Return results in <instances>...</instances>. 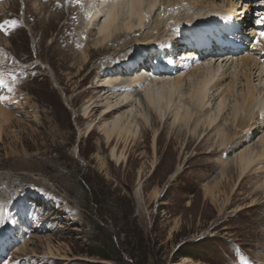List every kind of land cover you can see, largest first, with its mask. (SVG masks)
Segmentation results:
<instances>
[{
    "label": "rangeland",
    "instance_id": "374dc122",
    "mask_svg": "<svg viewBox=\"0 0 264 264\" xmlns=\"http://www.w3.org/2000/svg\"><path fill=\"white\" fill-rule=\"evenodd\" d=\"M93 1L79 0L78 18L84 27L66 13L58 23H49L45 14H36L34 0H11L10 8L0 13V23L18 21L17 26L6 24L0 30V73L6 72L9 85L14 82L11 88L21 89L6 106L19 104L0 141V217L8 219L2 218V225L19 220L22 230L47 229L35 233L45 235L41 243L30 246L35 254L13 252V258L18 264H264V195L257 193L263 175L256 168L241 179L240 174L225 172L228 182L222 183L221 195L212 202L204 185L220 173L219 160L235 151L220 156L222 150H215L219 142L214 143L207 123L157 120L153 129L145 127L128 142L127 160L119 164L111 159V148L100 151V145L106 146L101 124L91 133L87 126L98 121L101 110L90 120L82 114L83 104L96 91L91 86L98 70L90 73L99 64L116 61L108 58L121 55L123 44L136 38L120 39L99 51L90 49L91 61L81 72L75 54L83 48L71 43L70 36L74 27L80 32L87 29ZM64 3L67 6L69 0ZM244 30L249 34V26ZM237 33L227 39H237ZM119 45L124 47L119 50ZM246 47L239 40L225 43L235 55ZM148 72L153 73L150 67ZM5 92L1 85L0 95ZM182 99L193 107L187 97ZM155 130L159 135L154 152ZM139 181L142 198L136 195ZM49 236L59 251L51 257L46 250Z\"/></svg>",
    "mask_w": 264,
    "mask_h": 264
},
{
    "label": "bare ground",
    "instance_id": "6f19581e",
    "mask_svg": "<svg viewBox=\"0 0 264 264\" xmlns=\"http://www.w3.org/2000/svg\"><path fill=\"white\" fill-rule=\"evenodd\" d=\"M9 1L0 3V13L10 8ZM41 1L36 5L37 0H34L32 5L37 10L36 14L49 17V23H58L66 13L75 19L77 25L83 24L84 27L78 18L81 4L77 0H69L67 6L64 0ZM241 2L245 7L241 6ZM24 10H28L26 6ZM261 14H264V0H94L88 12L87 29L80 32L73 26L74 34L70 36L71 43L83 48L75 54V59H80L75 65L80 64L81 72L86 70L91 61L90 49L99 51L120 39L136 38L131 40L135 44L128 40L123 44L126 49L121 55L111 54L112 57L108 58L116 61L99 64L100 68L95 67L90 73L98 70V79L91 86L96 91L83 104L82 114L90 120L101 110L98 121L95 119L87 126L91 133L101 124L100 130L106 146L100 145V151L105 147L111 148V159L119 164L127 160L125 151L128 142L145 127L153 129L157 120L172 118L173 122L184 125L203 122L204 126L207 123L213 129L214 143L219 142L215 150H222L220 156L229 150H232L231 154L235 151L234 155L219 160L217 167L221 169L220 173L211 180L210 185H204V192L212 202L217 201L221 195L222 183L228 182L223 179L225 172H232L233 176L240 174L241 179L256 168L264 179V38H260L256 45L251 43V37L255 34L254 23L259 22ZM245 26H249L251 37L244 30ZM226 30H237L236 38L242 41V45H247L245 51H240L241 55L217 46L222 42L221 36L226 35ZM123 45H119V50ZM134 47L139 52L138 49L133 53L131 51V54L126 52ZM174 54L182 57H175ZM186 56H192L193 60L185 61ZM121 61H125L124 65ZM127 66L133 68L131 73ZM149 67L155 72L149 73ZM0 81L6 87L5 94L0 95L2 141L5 127L14 118L15 107L19 108L18 104L8 109V104L14 101L13 93L17 95L21 89L10 87L14 82L10 81V85L7 83L6 72L0 73ZM56 85L62 89L58 81ZM184 97L189 99L188 103L191 100L192 108L182 103ZM215 100L218 103L213 109ZM259 132H263L262 135L253 140ZM158 135L159 130H155L152 142L154 152ZM113 141L116 144L110 143ZM155 163V160L151 162L152 168ZM140 183L136 195L142 198ZM257 188L260 191L257 193L264 195V180ZM159 195V192L155 193L157 198ZM3 220L6 222L8 219ZM177 227L178 223L173 229ZM30 238L13 252L21 255L30 252L35 254V249L30 246L41 243L45 235L32 234ZM46 238L47 254L51 257L59 251L52 238ZM60 256H63L62 259L68 258L66 255Z\"/></svg>",
    "mask_w": 264,
    "mask_h": 264
},
{
    "label": "snow or ice",
    "instance_id": "6c2138e0",
    "mask_svg": "<svg viewBox=\"0 0 264 264\" xmlns=\"http://www.w3.org/2000/svg\"><path fill=\"white\" fill-rule=\"evenodd\" d=\"M77 2L79 3V0H77ZM6 24H11L13 27L17 26L18 25V21L16 20H5L3 23H0V30L4 29V26ZM262 36H264V33H261ZM258 43V41H257ZM0 83H3V81H0Z\"/></svg>",
    "mask_w": 264,
    "mask_h": 264
},
{
    "label": "trees",
    "instance_id": "16d2710c",
    "mask_svg": "<svg viewBox=\"0 0 264 264\" xmlns=\"http://www.w3.org/2000/svg\"><path fill=\"white\" fill-rule=\"evenodd\" d=\"M98 256H103L101 252L96 253ZM104 257V256H103Z\"/></svg>",
    "mask_w": 264,
    "mask_h": 264
}]
</instances>
